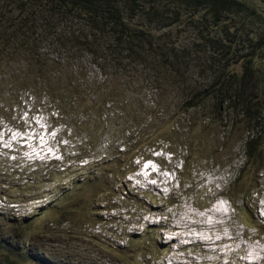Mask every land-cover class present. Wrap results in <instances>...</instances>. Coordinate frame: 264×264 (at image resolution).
Returning a JSON list of instances; mask_svg holds the SVG:
<instances>
[{
	"label": "trees",
	"instance_id": "1",
	"mask_svg": "<svg viewBox=\"0 0 264 264\" xmlns=\"http://www.w3.org/2000/svg\"><path fill=\"white\" fill-rule=\"evenodd\" d=\"M262 4L264 0H0V105L22 108L34 98L38 102L28 107L29 113L38 114L43 107L51 125L57 122L68 132L75 125L93 126L73 135L75 141H84L86 155L96 157L97 147L110 145L107 158L95 162L93 171L65 191L61 180L53 187L51 202L36 211L47 227L41 232L44 237L30 235L33 220L28 217L0 211V264H97L86 250L68 255L70 231L61 227L78 209L85 220L107 212L119 192L128 194L122 185L125 170L150 149L168 148L169 140L150 132L169 108L154 95L175 100L177 116L198 112L209 102L215 111L210 124L217 129L211 154L220 158L210 156L208 161L230 164L239 144L244 162L237 178L252 174L258 182L264 176ZM88 68L103 79L92 78ZM78 90L83 93L78 95ZM67 91L72 94L65 96ZM81 96L96 107L78 106L75 101ZM147 96L155 100L147 101ZM136 119L140 124L127 127ZM181 122L179 118L176 125ZM205 122L200 124L208 127ZM120 123L124 127L115 131ZM79 155L73 159L75 166L62 170L54 161L18 156L14 167L2 172L22 180H37L42 170L44 177L61 176L78 167ZM256 191L255 186L241 197L250 198ZM53 244L64 251L53 254Z\"/></svg>",
	"mask_w": 264,
	"mask_h": 264
},
{
	"label": "rangeland",
	"instance_id": "2",
	"mask_svg": "<svg viewBox=\"0 0 264 264\" xmlns=\"http://www.w3.org/2000/svg\"><path fill=\"white\" fill-rule=\"evenodd\" d=\"M88 70L92 78L98 76L101 79L94 69ZM68 92H64V95L72 94ZM76 93L80 95L83 91L78 90ZM154 97L158 99L157 102L169 105V108L163 113L164 120L156 118L150 132L154 134L153 137L163 135L169 140V145L166 149H161V145L150 149L143 158L153 160L160 177L154 179L151 175L148 178L142 171L145 160L135 161L132 168L124 172L126 175L122 185L127 189V195L119 192L107 212L96 213L87 220L83 218L81 209H78L74 217L63 225L64 229L70 231L67 233L70 237H66L70 247L66 252L78 256L86 250L95 256L97 264H104L106 259L113 261V264H257L259 257H264V176L259 177L258 182L253 181L252 174L237 178L244 162L239 144L234 149L236 155L230 164L213 162L220 157L211 154L216 144L210 140H213L217 129L210 124V116H214L215 111L209 102L198 112L177 116L178 103L175 100L171 101L167 96ZM145 99L150 102L155 100L148 96ZM35 102L38 101L32 98L22 104V108L0 105L2 148L10 151L12 145L18 146L15 150L22 155L19 149L25 147L22 149L24 156L34 157L35 162L54 161L60 167L59 170L67 169L68 165L75 166L73 159L80 154L78 160L81 165L64 171L61 176L50 173V177H44L46 170H42V176L37 180H22L19 176L3 175L2 168L14 167L13 163L19 158L7 157L0 151V211L14 213L15 218L28 217L33 220L30 235L42 238L45 233L41 232L47 227L42 216L37 219L36 213L39 212L36 211L42 210L43 204L51 202L56 194L53 187L61 180L59 186L65 191L74 180L93 171L95 162L107 158L110 145L105 143L97 147L101 149L94 152H98L96 157L92 152L87 155L83 153L84 141L81 136L79 138L82 141H75L73 135H78L79 131L89 132L93 126L75 125L69 134L64 126L55 122L53 132L44 136L46 129L51 126L50 117L44 113L43 107L38 114L31 115L28 107L32 108ZM75 102L81 107H96L84 96ZM138 116L144 119L141 112H138ZM179 118L182 122L177 126ZM188 118L192 120V125L186 122ZM204 120L209 124L208 127L200 124ZM68 122L70 125L75 122L73 114H69ZM120 124L122 126L117 125L115 131L124 127L123 123ZM126 124L127 127L135 126L140 121L136 119L134 124ZM78 141L82 145L78 146ZM88 141L93 144L90 139ZM144 143L141 141L140 144ZM232 144L231 141L228 143L229 146ZM25 151L35 154L30 156ZM210 156L212 162L208 161ZM144 169L147 171V168ZM236 179L240 181L235 182ZM9 183H13L12 189L7 186ZM255 186L257 191L250 198L241 197V192H247ZM100 190L103 192L105 189ZM77 195L83 196V193L79 191ZM215 203L218 208H214ZM97 222L101 224L96 225ZM62 240L64 242V236ZM59 249L64 251V247L51 246L53 254H57ZM106 264L111 263L106 261Z\"/></svg>",
	"mask_w": 264,
	"mask_h": 264
},
{
	"label": "clouds",
	"instance_id": "3",
	"mask_svg": "<svg viewBox=\"0 0 264 264\" xmlns=\"http://www.w3.org/2000/svg\"><path fill=\"white\" fill-rule=\"evenodd\" d=\"M31 115H32V114H31ZM49 123H50V122H49ZM50 125H51V124H50ZM53 125H54V124H53ZM53 125H51L50 128H49L48 130L46 129L44 136H46V135H47L48 133H50V132H53V128H52ZM21 131H22V130H21ZM34 131H35V130H34ZM26 132H27V131H26ZM0 146H1L0 151H3V154H5L7 157H8V156H12V157L15 156V157H13V158L16 159L18 156H20V157H24L25 159H34V157H30V158H28V157L24 156V153H23L22 149H24L25 147H21L22 149H19V150H21V154H22V155H20V154H18V151L15 150V149L18 148V146H13V145H12V148L10 149V151H8V149H6V148H2V145H0ZM16 151H17V152H16ZM25 152H27L28 154H31L30 156H33V155L35 154L34 152H30V151H25ZM35 158H36V157H35ZM147 158H148V157H147ZM15 159H13V160H15ZM140 159L145 160L144 163H143V166H142V171H143L144 173L147 174L148 178H149V176H151V175L154 176V179L160 177V175H159V173H158L156 167L153 165V160H151V158H149V159L140 158ZM136 161L139 162V159L136 160ZM144 168H147V171H145ZM214 205H215L214 208H215V207L218 208L216 203H215ZM65 224H67V222L64 223L63 225H65ZM63 225H62L61 228H64ZM98 225H100V224H98ZM263 246H264V244H263ZM169 253H170V252H169ZM263 254H264V252H263ZM143 258H144V257H143ZM259 259H260V260L257 261V264H263L264 257H263V256H260ZM144 262H145V260H144Z\"/></svg>",
	"mask_w": 264,
	"mask_h": 264
}]
</instances>
